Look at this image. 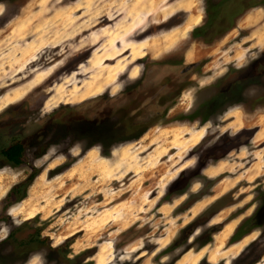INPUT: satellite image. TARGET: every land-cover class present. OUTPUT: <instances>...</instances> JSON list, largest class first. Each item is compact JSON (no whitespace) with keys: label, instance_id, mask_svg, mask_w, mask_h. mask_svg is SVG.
I'll use <instances>...</instances> for the list:
<instances>
[{"label":"rangeland","instance_id":"1","mask_svg":"<svg viewBox=\"0 0 264 264\" xmlns=\"http://www.w3.org/2000/svg\"><path fill=\"white\" fill-rule=\"evenodd\" d=\"M263 54L264 0H0V149L25 143L0 155V264H264V212L234 235L264 204L261 91L207 114ZM154 81L178 89L158 117H102Z\"/></svg>","mask_w":264,"mask_h":264},{"label":"flooded vegetation","instance_id":"2","mask_svg":"<svg viewBox=\"0 0 264 264\" xmlns=\"http://www.w3.org/2000/svg\"><path fill=\"white\" fill-rule=\"evenodd\" d=\"M259 57V56H258ZM259 59H261V61H259L258 59L256 61H253L254 58L251 59V61L247 62L246 66L243 67V69L241 70V72L236 73V77L232 78L230 81V88L231 91L229 93L225 92L222 89H225L224 87L220 88V95L224 94L226 98H230L231 100L226 102L222 105V103L219 104L218 107L215 108L214 111L212 112H208L207 114H212V115H216V117H221L222 115H224L228 110L232 109V108H236L237 106L242 107V96L247 92V90H251V91H256L258 93V91H261V93L257 94V97L255 99H251L249 103L251 104H255V106L260 105L262 102H264V54L261 55V57H259ZM177 63V62H175ZM197 66L196 63H191L190 65H188L186 68H184L182 70V74H185L187 71H189L192 67ZM250 71V72H248ZM150 71L147 72V70L145 71L144 75L149 73ZM174 82L176 81L175 79L173 80ZM157 83L154 81L152 83H142L140 84L138 87H135L134 90H132V94L130 96V94H124L119 96V103L116 106V109L111 108L110 105H105L104 106V111H106L104 114L105 119L107 121H109L110 117L108 115H112V113H120L122 110V107L125 108L127 107V105H130L133 103V108L130 109L129 111L124 110L123 113L124 116L122 115V120L124 122H126V120L131 122V125L129 127H131V129L127 132H133L135 129L132 128L133 126H139L142 124H147L149 122L148 119H150L151 117L156 118L158 117L159 114H161L157 109L158 107L160 108V110L162 108H166L169 105H172L174 101H176V98L178 97V93H175L178 89H174V85H161L160 88H157ZM151 91V93H149ZM139 91V92H138ZM130 96V97H129ZM172 96V98H171ZM138 98V99H135ZM225 98V99H226ZM220 102V101H219ZM254 106V107H255ZM243 108V107H242ZM247 109V112L250 113L251 110ZM190 116V115H189ZM187 116L186 119L183 118V121H188L191 120V118ZM191 116H193V114L191 113ZM100 117V118H102ZM207 117V115H206ZM200 120V119H199ZM203 121V119H202ZM112 122L111 120L109 121V123ZM71 130L73 128V123L71 122ZM129 124V123H128ZM112 126H109L107 129H104L106 131H102V133L100 134H109L112 133ZM121 128H124V125L122 127H118L117 129L118 131L121 130ZM98 129V127H97ZM102 129V128H101ZM64 132L67 133V130H65ZM256 131L254 129V127L252 128H248V129H244L243 132H241L240 135H237V141H241V139H243V134H254ZM69 136H73L72 134ZM100 137L97 138V142L99 143V145H107L109 144V142L107 141H111L113 139V137L111 138L110 136H108V139L106 140V136H102L99 135ZM74 137V136H73ZM76 137L77 134H76ZM16 142H20L23 145V154H24V150H25V143L23 140L21 139H17L14 140L13 142H6L5 147L2 148H7L10 145H13ZM33 143V142H31ZM1 148V149H2ZM1 149H0V155H1ZM2 156V155H1ZM3 157V156H2ZM3 159L8 163V164H12V165H19V164H14L10 161H8L7 159H5L3 157ZM22 159H23V155H22ZM22 162V161H21ZM4 164H6L4 162ZM21 164V163H20ZM13 197V195H12ZM259 213L257 214V217L255 218V220L261 221V213L264 212V204H262L261 208L259 207ZM245 220L242 221V223H244ZM241 223V224H242ZM259 223V222H258ZM239 229V227L236 229ZM235 232V233H236ZM10 235V234H9ZM242 235V234H241ZM240 235V236H241ZM240 239V237L237 238V240ZM244 252V251H243ZM242 252V253H243ZM242 255V254H241ZM240 257V256H239ZM239 257L235 260V262H238ZM257 261V260H256Z\"/></svg>","mask_w":264,"mask_h":264},{"label":"trees","instance_id":"3","mask_svg":"<svg viewBox=\"0 0 264 264\" xmlns=\"http://www.w3.org/2000/svg\"><path fill=\"white\" fill-rule=\"evenodd\" d=\"M206 12L209 15V19L208 22L206 23V25L204 26H200L198 29H196L193 34L194 36H196L197 38H199V36L203 35V33L201 32L202 30H206L208 27H212L214 26V21L217 18V16L220 14L219 13V5L215 8V6L213 7L210 4H207V8H206ZM212 25V26H210ZM193 38L195 39L196 37ZM1 155L7 159L8 161L14 163V164H20L22 161V155H23V145L20 142H16L13 145H10L7 148H2L1 149ZM32 175L30 176V178L32 179ZM31 179L27 178L23 184L22 183H18L17 185H14L11 190L8 193V197H12L13 195V200H19L21 198V196L23 195V193H21V188L22 187H26L25 183L30 182ZM24 185V186H23ZM12 200V201H13ZM259 213V211H257L255 213V215L253 216L254 218L245 221L237 230V232L234 235H239V231L243 228V226L248 225L251 221H255V218L257 217V214ZM242 231V230H241ZM243 234V231L242 233ZM46 239L42 238L40 241H45Z\"/></svg>","mask_w":264,"mask_h":264},{"label":"bare ground","instance_id":"4","mask_svg":"<svg viewBox=\"0 0 264 264\" xmlns=\"http://www.w3.org/2000/svg\"><path fill=\"white\" fill-rule=\"evenodd\" d=\"M171 33H172V32H171ZM171 33H170V34H171ZM169 42H170V41H169ZM173 44H174V43H173ZM169 47H170V46H169ZM95 77H96V76H95ZM99 80H100V79H99ZM104 80H105V79H104ZM104 80H103V81H104Z\"/></svg>","mask_w":264,"mask_h":264}]
</instances>
